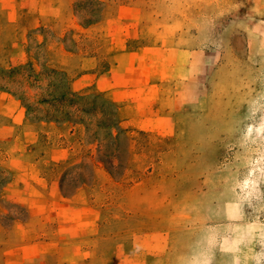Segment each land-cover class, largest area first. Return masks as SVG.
Segmentation results:
<instances>
[{"label": "rangeland", "instance_id": "rangeland-1", "mask_svg": "<svg viewBox=\"0 0 264 264\" xmlns=\"http://www.w3.org/2000/svg\"><path fill=\"white\" fill-rule=\"evenodd\" d=\"M0 264H264V0H0Z\"/></svg>", "mask_w": 264, "mask_h": 264}, {"label": "trees", "instance_id": "trees-1", "mask_svg": "<svg viewBox=\"0 0 264 264\" xmlns=\"http://www.w3.org/2000/svg\"><path fill=\"white\" fill-rule=\"evenodd\" d=\"M110 167H111V165H110Z\"/></svg>", "mask_w": 264, "mask_h": 264}]
</instances>
